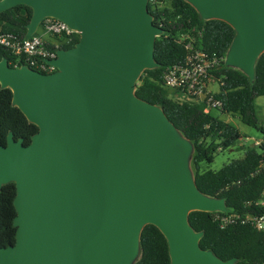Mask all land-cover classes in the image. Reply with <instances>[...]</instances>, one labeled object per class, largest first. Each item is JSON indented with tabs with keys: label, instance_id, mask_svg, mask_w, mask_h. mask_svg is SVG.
Here are the masks:
<instances>
[{
	"label": "water",
	"instance_id": "1",
	"mask_svg": "<svg viewBox=\"0 0 264 264\" xmlns=\"http://www.w3.org/2000/svg\"><path fill=\"white\" fill-rule=\"evenodd\" d=\"M203 20L229 24L225 66L249 79L264 52V0H184ZM148 0H0L32 10L25 38L45 17L79 39L59 48L49 73L0 59V87L37 126L30 142L0 144V189L15 184V241L0 264H134L143 228L164 235L170 264H235L201 248L192 211L224 212L223 197L196 185L194 145L157 104L138 97L142 72L158 66L163 29Z\"/></svg>",
	"mask_w": 264,
	"mask_h": 264
},
{
	"label": "trees",
	"instance_id": "2",
	"mask_svg": "<svg viewBox=\"0 0 264 264\" xmlns=\"http://www.w3.org/2000/svg\"><path fill=\"white\" fill-rule=\"evenodd\" d=\"M148 10L163 33L156 37L154 58L158 66L146 69L139 77L135 93L141 99L159 105L166 116L194 145L191 166L197 187L211 196L223 197L231 211H252L253 203L264 189V142L258 146L248 145L239 159H234L217 170L205 168L218 150L228 149L241 138L240 132L228 119L230 114L243 124L261 130L254 101L264 95V52L255 64L254 79H249L238 69L225 66L223 58L234 36L233 28L222 20H203L196 10L184 0H148ZM32 10L25 4H17L0 11V35H11L24 39L26 24ZM57 38L46 39L48 47ZM61 43V48L71 47ZM191 42L193 49L215 55L219 66L213 74L223 84L214 94L222 103L221 110L204 111V102L192 99L179 100L174 92L163 84L166 68L183 64L187 54L185 44ZM5 57L9 64L24 63L10 49L0 44V59ZM12 92L0 87V144H6L9 131L15 139L22 138L23 144L30 142L38 128L30 123L20 109L11 104ZM15 184H4L0 189V246L13 244L16 214L13 198ZM189 222L196 231H203L199 241L201 248L211 249L223 260L236 257L235 264H264V232L248 224H231L220 227L213 212L192 211ZM140 256L134 264H170L168 246L164 235L154 225H146L140 236Z\"/></svg>",
	"mask_w": 264,
	"mask_h": 264
},
{
	"label": "built area",
	"instance_id": "3",
	"mask_svg": "<svg viewBox=\"0 0 264 264\" xmlns=\"http://www.w3.org/2000/svg\"><path fill=\"white\" fill-rule=\"evenodd\" d=\"M40 31V32H39ZM77 32L70 28L65 22L53 18L45 17L42 19L37 32L28 38L16 39L11 35H0V44L7 47L11 52L22 58L25 64L40 72L49 73L55 70V67L47 62L49 59L56 57L57 49L61 48V43L71 44L75 39ZM57 38L53 42L52 47L46 45L45 37ZM187 54L183 64H176L166 68L163 73V84L174 92V97L183 99H192L204 102V111L221 110L222 103L214 97L209 85L217 83L218 87L223 84L221 78L213 74L219 66V59L215 56H207L201 50L193 49L191 42L185 44ZM21 64H14L19 66ZM228 118H234L230 114ZM248 140L244 138L243 142ZM253 146H260L264 140L252 139ZM260 167L264 168V159L261 161ZM255 209L246 213L226 210L224 212L217 211L214 213L220 227H226L231 224H248L257 231L264 232V189L260 197L253 203Z\"/></svg>",
	"mask_w": 264,
	"mask_h": 264
},
{
	"label": "rangeland",
	"instance_id": "4",
	"mask_svg": "<svg viewBox=\"0 0 264 264\" xmlns=\"http://www.w3.org/2000/svg\"><path fill=\"white\" fill-rule=\"evenodd\" d=\"M209 88L213 92H217L219 90L217 83H211L209 85ZM254 104L257 118L260 124H264V95L258 96L255 99ZM222 117L228 119L233 125H235V127H237L240 132L241 138L236 140L230 148L218 150L215 153L212 162L203 164L205 168H210L212 170H217L224 164L234 159L241 158L244 154L245 147L248 145H253L252 139L264 140V134L261 130L243 124L238 118L234 117L230 119L227 116ZM245 137H247L248 140H246V142H243Z\"/></svg>",
	"mask_w": 264,
	"mask_h": 264
},
{
	"label": "crops",
	"instance_id": "5",
	"mask_svg": "<svg viewBox=\"0 0 264 264\" xmlns=\"http://www.w3.org/2000/svg\"><path fill=\"white\" fill-rule=\"evenodd\" d=\"M45 38L48 39L49 37L46 36Z\"/></svg>",
	"mask_w": 264,
	"mask_h": 264
}]
</instances>
